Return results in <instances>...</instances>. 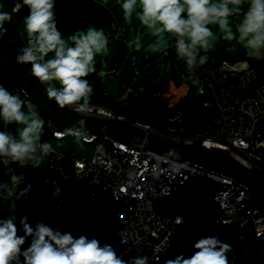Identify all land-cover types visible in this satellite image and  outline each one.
<instances>
[{
    "label": "built area",
    "instance_id": "obj_1",
    "mask_svg": "<svg viewBox=\"0 0 264 264\" xmlns=\"http://www.w3.org/2000/svg\"><path fill=\"white\" fill-rule=\"evenodd\" d=\"M39 1L6 0L12 17L32 16L33 29L13 35L21 40L0 34V43L74 111L127 119L119 110L65 97L54 82L61 71L51 69L54 59L69 65L124 36L127 27L113 24L50 51L46 37L54 4ZM232 13L230 8L223 16ZM209 20L199 15L197 30L204 31ZM165 51L208 117L177 131L174 121L184 123L178 113L166 120L169 132L151 124L147 130L174 144L223 150L264 177V67L187 46L178 27L166 31ZM225 53L233 47L227 45ZM0 85V109L8 122L0 132V226L11 223L2 220L7 202H17L26 219L25 228L13 233L0 228V264H264V213L231 179L116 141L97 145L91 160H75L66 172L63 150L31 141L25 132L38 127L47 140L97 138L58 127L25 89ZM34 169L56 179L57 190L34 196L27 176ZM231 237L243 243L241 250L231 246Z\"/></svg>",
    "mask_w": 264,
    "mask_h": 264
},
{
    "label": "crops",
    "instance_id": "obj_2",
    "mask_svg": "<svg viewBox=\"0 0 264 264\" xmlns=\"http://www.w3.org/2000/svg\"><path fill=\"white\" fill-rule=\"evenodd\" d=\"M3 1L4 8H0V34L13 38L14 40L18 37H14L13 35L16 36L19 32L23 35L29 34L33 29L32 16L28 13H20L16 17H12L6 0ZM23 1H32L34 5H40L39 0ZM49 1L54 4V8L52 10L49 9L50 23L46 37L47 49L50 51L65 45L73 44L90 34L108 29L113 24L127 27V32L124 36L111 44L91 50L84 55L83 58L76 61L72 65L73 67L68 68V66L59 59H54L53 65L51 66V69L58 68L62 72L69 69V73L75 78L86 75L89 79V89L87 98L85 99L88 101H95L105 106H111L114 109L116 108L117 101L115 99L117 98L114 97L115 95L111 92V90L114 89L113 85H111L105 76L109 73L115 74L116 69H129L128 66L132 61V55L137 53L138 47L136 41H138L137 35L139 29L144 25H157L161 31H164L163 40L168 30L166 28L178 27L182 32V39L186 45H190L191 43L187 44L185 42L184 33L191 32L195 35L193 44H198L200 48H202V45L198 36H202L207 31L212 33L215 29L218 30L221 28L222 31H226V41L218 52L226 45H230L229 41L231 39L228 38L229 31L235 30L237 35H242L248 33L251 28L253 30H259L264 27V22L261 24L251 22L249 20L251 16L249 17L248 15V11L251 10V6H253L261 9L264 16V0ZM230 8L233 9V13L227 18H224L223 14ZM239 11L243 13L242 17L236 16ZM202 14H208L211 20L207 22L205 30L200 32L196 28V20L197 17ZM243 17L244 20L242 22ZM9 20L11 22L13 21V23L11 24ZM223 27L226 29L223 30ZM196 32L199 34H196ZM18 39L21 40L20 38ZM231 46L235 52H233L229 58L234 59L235 56V59H239V56H242L241 58L248 59L252 64L258 67H264V59L259 61V63L253 60L255 57L264 56V54H262L264 46H260L259 40L254 43L247 42L245 44L242 42L240 44H231ZM202 50L207 51L203 48ZM240 50L244 52L242 54L238 53ZM147 55L149 57V63L141 60V64H143V66L149 65L153 67L155 61H157V59H154L157 55L154 52ZM56 60L61 61V64ZM126 61L127 63L125 64ZM68 88L70 89V87ZM130 88L132 87H129L124 95L125 97L130 94ZM72 89L77 91L76 86ZM71 91L68 90V95H71ZM134 96L135 95H131V97ZM82 97L84 96L79 92V100H81Z\"/></svg>",
    "mask_w": 264,
    "mask_h": 264
},
{
    "label": "rangeland",
    "instance_id": "obj_3",
    "mask_svg": "<svg viewBox=\"0 0 264 264\" xmlns=\"http://www.w3.org/2000/svg\"><path fill=\"white\" fill-rule=\"evenodd\" d=\"M0 8H4V1L0 0ZM240 8V7H239ZM249 20L255 22L256 24H261L264 22V16L262 10L257 7L251 6V10L248 11ZM242 12L239 11L236 16L242 17ZM244 17L242 18V22ZM240 24V23H239ZM253 26V24H252ZM226 29L223 27V30ZM250 29V28H249ZM160 32V33H159ZM164 31H161L157 25H144L139 29L137 44V53L132 55V61L129 64V69H116L115 74H107L105 77L109 80L114 89L111 90L117 99V103L121 105H133L134 107H141V109L148 108L149 110H161L165 108H170L172 113L183 114L182 120L184 123L190 121L200 120L202 112L205 110V104L202 100L195 96L191 85L188 82H184L180 77L176 76L174 70L173 62L170 60L165 61L167 56L165 53L160 51L164 48L163 40ZM196 34H199L196 32ZM232 40L231 44L240 43H254L257 40L260 41V46H264V27L259 30H251L242 35H237L236 31L228 32ZM201 40L202 48L210 51L211 53H216L224 45L226 41V34L222 29H215L212 33L206 32L202 36H198ZM184 39L187 44H193L195 35L191 32L184 33ZM262 41V42H261ZM187 45V46H190ZM156 53L157 61L155 65L150 67L149 65L143 66L141 64V56L151 53ZM262 54H264V49ZM264 56L255 57L253 60L256 63L262 61ZM61 64V61L56 60ZM127 61L125 62V64ZM154 71H158V75L153 77ZM55 84L61 89L64 95H68L69 88L67 86H62L59 78L54 79ZM129 87L134 89L135 98L128 100L125 97V93L128 91ZM67 93V94H66ZM3 100H6L7 94L2 95ZM69 98L73 101L79 100V91H71ZM119 111L126 116L127 119L137 120L140 122H147V120L142 116V112L128 113L125 110ZM208 115L205 114V118ZM180 118L174 121L172 127H179ZM8 130L7 115L4 111L0 109V132H6ZM40 129L38 127L34 128L32 131H26L25 134L27 138L31 141H39L43 143H49L56 148L63 150L67 155L63 162L64 169L66 172L73 171V164L75 160L87 159L91 160L94 156L95 148L99 144H103L104 139L100 138L98 141L85 143L79 138L67 137L61 140H47L40 137ZM28 185L31 189L32 194H47L52 193L58 188V181L56 179L50 178L48 174L42 176L37 175V171L31 170L27 173ZM2 220L11 221L10 224L2 223L0 228L3 233H13L18 228H25L26 219L17 202H7L2 212ZM228 242L236 250H241L243 243L238 241L235 237L228 239ZM249 253H243L242 257H247ZM76 258V257H75ZM73 257V259H75ZM25 259V258H24Z\"/></svg>",
    "mask_w": 264,
    "mask_h": 264
},
{
    "label": "water",
    "instance_id": "obj_4",
    "mask_svg": "<svg viewBox=\"0 0 264 264\" xmlns=\"http://www.w3.org/2000/svg\"><path fill=\"white\" fill-rule=\"evenodd\" d=\"M0 81L10 87L25 89L35 106L60 128L93 135L97 141L102 138L105 142L116 141L132 149L153 151L229 178L252 194L264 213V177L229 153L171 143L148 131L149 124L144 122L78 113L68 107L32 70L22 67L1 43Z\"/></svg>",
    "mask_w": 264,
    "mask_h": 264
},
{
    "label": "trees",
    "instance_id": "obj_5",
    "mask_svg": "<svg viewBox=\"0 0 264 264\" xmlns=\"http://www.w3.org/2000/svg\"><path fill=\"white\" fill-rule=\"evenodd\" d=\"M10 22V21H9ZM12 24V23H11ZM166 29H169V28H166ZM166 36V35H165ZM164 41H165V37H164ZM196 44V43H195ZM198 45V44H197ZM227 46V45H226ZM225 46V47H226ZM225 47H223L218 53H216V55H220V56H222V57H228L229 58V56H231L232 55V53H230V54H226L225 53ZM88 52H90V51H87V52H85L84 54H83V56H82V58L84 57V55H86ZM161 53H165L167 56L165 57V60L167 61V60H171V57L166 53V51H165V46H164V48L160 51ZM233 52H235L234 50H233ZM244 51L243 50H240V51H238V53H243ZM214 54V53H213ZM242 56H239V58H241ZM237 58V57H236ZM155 59V58H154ZM234 59H235V56H234ZM141 60L142 61H146V62H148L149 63V57H148V55L147 54H143L142 55V57H141ZM77 60H71L68 64L69 65H67L68 66V68H70V66L71 65H73L75 62H76ZM151 67V66H150ZM158 75V71H154L153 72V74H152V76L153 77H155V76H157ZM57 78H59L60 79V81H61V83H62V86H65V85H67L68 87H70V91L71 90H73L72 88L74 87V86H76V88L79 90V92H80V94L81 95H83V93H87L88 94V89H89V83H88V81H89V79H88V77L85 75V76H82V77H80V78H75V77H73L72 76V74L71 73H69V69H67L65 72H62L61 71V75L59 76V77H57ZM56 85V84H55ZM0 87H2L1 85H0ZM56 87H57V89L59 90V92L62 94V95H64L63 94V92L61 91V89L56 85ZM130 90L132 91H130L129 93L130 94H128V96H127V98H128V100H131V99H133V98H135V96L134 97H131V95H134V89L133 88H130ZM0 91H1V89H0ZM87 94L84 96V97H82L81 98V100H79V101H75V102H92V103H97V102H95V101H88V100H86L85 98H87ZM66 97L68 98L69 97V95H66ZM97 104H99V103H97ZM102 105V104H101ZM105 106V105H104ZM107 107H109V108H113V107H111V106H107ZM118 108V109H117ZM114 109V108H113ZM115 109H117V110H125V111H127L128 113H133V112H142L141 114H142V116L147 120V122L149 123V124H151V125H153V126H155V127H157V128H159L160 130H163V131H167V132H169L168 130H167V126H166V120L169 118V117H172L173 115H174V113H172V111H171V109L170 108H165V109H161V110H149L148 108H146V109H141V107L139 106V107H134L133 105H131V106H129L128 104L127 105H121V104H119V103H117L116 104V108ZM205 114H206V109L202 112V116H201V119L200 120H202V119H204L205 118ZM195 121H198V120H195ZM191 122H194V121H190V122H188V123H183V124H180L179 125V128H177V131H181L182 129H184V128H186L188 125H190L191 124Z\"/></svg>",
    "mask_w": 264,
    "mask_h": 264
},
{
    "label": "clouds",
    "instance_id": "obj_6",
    "mask_svg": "<svg viewBox=\"0 0 264 264\" xmlns=\"http://www.w3.org/2000/svg\"><path fill=\"white\" fill-rule=\"evenodd\" d=\"M10 21V20H9ZM11 22V21H10ZM11 23H13V21L11 22ZM66 97V96H65ZM105 107H107V106H105ZM107 108H109V107H107ZM113 109V108H112ZM175 115H177V114H174L173 116H175ZM146 123V122H145ZM149 124V123H148Z\"/></svg>",
    "mask_w": 264,
    "mask_h": 264
}]
</instances>
